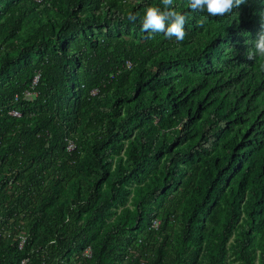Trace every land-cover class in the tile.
<instances>
[{
  "label": "trees",
  "instance_id": "16d2710c",
  "mask_svg": "<svg viewBox=\"0 0 264 264\" xmlns=\"http://www.w3.org/2000/svg\"><path fill=\"white\" fill-rule=\"evenodd\" d=\"M150 6L0 0V264H264V0Z\"/></svg>",
  "mask_w": 264,
  "mask_h": 264
},
{
  "label": "clouds",
  "instance_id": "9594fccd",
  "mask_svg": "<svg viewBox=\"0 0 264 264\" xmlns=\"http://www.w3.org/2000/svg\"><path fill=\"white\" fill-rule=\"evenodd\" d=\"M247 0H188L190 9L193 12H206L210 16H225L233 13L240 5L245 4ZM164 10L158 7H148L142 18V29L146 32H161L165 34L166 39L176 38L182 41L185 38V24L187 17L179 13L173 7V0H162ZM130 21L137 19L136 15L128 14ZM264 23V17H262ZM257 56L264 58V31L258 34L254 50L249 49L246 57L253 60Z\"/></svg>",
  "mask_w": 264,
  "mask_h": 264
},
{
  "label": "built area",
  "instance_id": "2783aa9c",
  "mask_svg": "<svg viewBox=\"0 0 264 264\" xmlns=\"http://www.w3.org/2000/svg\"><path fill=\"white\" fill-rule=\"evenodd\" d=\"M38 81H39V75L37 74V75L35 76L34 80H33V84H32V88H31V90L26 91L21 97H20V96H17V97H16V101H18V100H23V101H33V100L36 98V93L33 91V88H34V86L37 85ZM96 93H97L96 90H94V91L92 92L93 95L96 94ZM10 113H11L13 116H17V117H20V116H21V113H20L19 111H17V110H13V111H11ZM72 148H74V145L71 143V144L69 145V149H72ZM158 225H159V222H158L157 220H155V221H154V226L157 227ZM26 239H27L26 236H22V237H21V240L19 241V248H20V249H22V248L24 247V244H25V242H26ZM85 254H86L87 256H90V255H91V252H90L89 250H87V251H85ZM27 263H28V259H26V258L23 259V260L20 262V264H27Z\"/></svg>",
  "mask_w": 264,
  "mask_h": 264
},
{
  "label": "rangeland",
  "instance_id": "374dc122",
  "mask_svg": "<svg viewBox=\"0 0 264 264\" xmlns=\"http://www.w3.org/2000/svg\"><path fill=\"white\" fill-rule=\"evenodd\" d=\"M203 263V259L201 257V254L197 257L196 261L194 262V264H202ZM225 264H238L237 261H235L234 257L232 255L229 254L226 263Z\"/></svg>",
  "mask_w": 264,
  "mask_h": 264
}]
</instances>
